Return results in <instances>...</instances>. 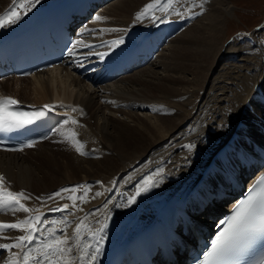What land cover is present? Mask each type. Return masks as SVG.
I'll list each match as a JSON object with an SVG mask.
<instances>
[{
  "label": "bare ground",
  "instance_id": "obj_1",
  "mask_svg": "<svg viewBox=\"0 0 264 264\" xmlns=\"http://www.w3.org/2000/svg\"><path fill=\"white\" fill-rule=\"evenodd\" d=\"M12 1L0 0V12ZM146 1L103 0L91 17L94 20L87 23V27H91L90 32L80 40L92 46L98 42L94 48L108 55L120 52V45L137 38L142 32L127 30L135 25L131 21H134L135 14L139 12L137 9ZM220 1L204 4L206 13L195 21L196 12L191 13L192 22L185 24V28L172 35L168 41L167 36L170 34L158 31L154 43L160 40L161 44L157 52L151 54V58L146 59L144 56L134 65L133 72L105 81L99 84V89L75 71L62 66L25 77L1 78L0 95L12 94L30 104L50 98L43 102H51L53 109L63 112L65 117L50 135L36 142L33 147L22 151L0 150V175L5 177L6 187L11 191H23L30 199L22 203L30 209H39V213L0 212V219L6 223H16L37 214H42L47 222L54 218L55 221L66 219L71 222L67 227V234L71 237L77 223L87 215L85 223L91 230L103 227L96 237L91 234L84 236L83 243L93 245L95 250L100 236H104L103 242L107 240L110 244L123 234L129 236L137 226L158 218L160 208L166 204L175 206L183 199H188L191 204L204 192L210 196L216 194L217 188H212L214 184L211 182L214 176L228 180L231 169L227 167L235 164L233 156L221 158V153L229 151L220 152V146L226 143L231 145L239 138L241 143H237V146L248 148L245 140L247 135L264 146V133L259 131V124L264 125V102L260 98L264 96V61L260 67L256 66L257 69L251 75L253 85H250L246 72L250 71L252 59L237 60V52L225 53L222 43L217 45L221 39L220 33H217L221 30L218 25L222 23V11L229 12L228 5L216 7ZM20 3L15 9L19 14L25 12ZM167 4L169 0H161L147 20L160 19L159 15L166 11ZM199 9L203 10V5ZM174 10L180 12V8ZM97 16L102 18L99 20L101 24L95 23L98 21ZM114 40H123V43L109 47ZM184 58L190 60L183 61ZM242 59L247 69L238 75L241 67L238 61ZM209 60L211 64L206 73L201 75L199 69L203 68L204 61L207 64ZM216 61L218 63L212 69ZM209 73L212 79L205 86L202 80ZM27 80H32L33 90L40 92L38 100L27 99L30 98L26 96V87H29L26 86L28 82L25 84L24 81ZM232 81L235 84L230 86ZM14 87L18 89L13 93ZM133 98H138L141 105L145 106L143 109L158 103L152 116L155 120L151 117L147 119V115L143 116L134 110L136 106L131 103ZM197 99L200 102L197 103ZM120 101L127 102L129 109L117 108L115 103ZM103 108L122 111L133 122L120 117L103 116L99 124ZM71 119L78 123L73 124ZM77 130H80V136L73 137ZM54 139L57 140L55 143L48 144L49 140ZM189 144L195 145L191 151L185 147ZM72 148L75 150L71 151ZM91 154L98 156L92 157ZM220 164L227 167L221 168ZM161 168L164 170L162 177L154 176L158 186L136 196L135 203L129 205L128 198L135 195L142 181ZM62 171L64 174L60 175ZM85 178H98L99 181L88 190L86 203L76 201L78 209L82 210H73V202L67 199L71 192L53 195L64 189L58 186ZM71 184L66 186L70 187ZM96 193L101 195L97 196ZM50 196L53 198L48 199ZM78 196H84V192L78 193ZM64 204L69 205L68 210H55ZM218 204L217 201L214 205L210 204L196 216L213 212ZM40 227L60 229L65 225L42 224ZM20 235L26 233L5 230L0 234V244L15 243V238ZM39 237L47 239L46 232L40 233ZM110 246L102 243L99 248L107 250ZM73 247V257H76L79 253ZM20 251L16 248L11 251L4 249L0 264H6L12 253Z\"/></svg>",
  "mask_w": 264,
  "mask_h": 264
},
{
  "label": "snow or ice",
  "instance_id": "obj_2",
  "mask_svg": "<svg viewBox=\"0 0 264 264\" xmlns=\"http://www.w3.org/2000/svg\"><path fill=\"white\" fill-rule=\"evenodd\" d=\"M15 2V0H14ZM36 0H22L20 7L24 11H28ZM173 0H169L168 7L172 6ZM161 0H154L145 6L143 11L137 14V19L149 16L154 9L160 5ZM167 10V9H165ZM21 19V15L15 10L6 12L0 15V28L17 23ZM102 18L97 16L96 20ZM86 31H88L86 29ZM123 43V40H114L109 47L117 46ZM91 48L92 45L85 43L82 40H77L73 43V48L76 47ZM103 57L106 53H97ZM20 101L10 96H0V131H12L22 129L34 123L36 119L47 114L45 111L36 113H27L17 111L16 108ZM48 111L53 110L52 105H44ZM67 123V121H65ZM73 124L78 121L72 120ZM34 141L24 144L19 149L22 151L24 147H33ZM188 150L194 149L195 145L189 144L185 146ZM77 151H80L77 148ZM84 153L81 152V155ZM163 169H158L153 175L146 177L140 186L137 188L135 195L128 198L127 203H135L136 196L143 192H147L150 188L158 186L155 177H162ZM84 189V196L69 195L68 200L73 202L72 208L78 209L77 200L87 202L86 196L88 187L85 185H78L75 188H64L54 193V196H60L61 192L75 193L78 189ZM249 196L239 202L232 214L226 220H220L219 224L223 225L216 238L212 241L210 250L203 255V260L200 264H240L241 258L250 252L257 241L264 240V178H261L256 185L249 189ZM97 196L101 193H96ZM53 196L48 197L52 199ZM30 199L23 191H11L5 185V177L0 175V212H8L15 214L16 212L39 213V209H30L22 203L23 200ZM37 199H40L39 197ZM106 206V205H105ZM69 205L64 204L58 207L57 211L68 210ZM82 210V209H78ZM88 216H84L77 223L73 235L70 237L67 234V227L70 226L69 221L62 219L61 221L47 222L43 219L42 214L29 215L26 219L20 220L16 223L0 222V234L5 230H19L26 235H20L15 238V243L0 244V249H7L11 251L13 248L21 249L20 253H12L6 264H95L96 254L99 252V245L103 243L104 236L99 237L95 252L89 254V249L93 246L91 244L83 243L85 234H91L96 237L99 232L103 231V227L96 230H91L89 225L85 223ZM51 223L53 225L60 223L65 225L60 229L55 227L41 228L40 225ZM106 227V225H104ZM60 232L57 235V232ZM47 234V239L42 240L40 245L36 248L28 247L37 238V233ZM7 239V237H5ZM75 251L79 253L78 256L73 257L74 247ZM251 264H264V251L251 261Z\"/></svg>",
  "mask_w": 264,
  "mask_h": 264
},
{
  "label": "rangeland",
  "instance_id": "obj_3",
  "mask_svg": "<svg viewBox=\"0 0 264 264\" xmlns=\"http://www.w3.org/2000/svg\"><path fill=\"white\" fill-rule=\"evenodd\" d=\"M196 1L197 0H174L172 2V6L170 8L168 7L169 4H167V6H166L167 10L162 12L159 15L160 19H158V18L153 19V21H155V22H152L151 20L150 21L147 20L149 16L143 17L139 20L136 18L137 16H134V21H131V22L132 23L134 22V24H140V25L146 24V25L150 26V27H148V29H152L153 25H159V22H157L156 20H158V21L160 20V25H162L164 23H167L168 19H173L176 17L178 18V17H181L183 14L191 15V13L196 12V14L194 15L195 17L193 19V21H195L196 19L201 17L203 15V13H206L207 10H206L204 4H206V5H208L210 3L212 4L218 0H214V1L213 0H204V1L200 0L199 4H196ZM146 2L147 3H144L140 8L144 7L146 4H148L150 2L152 3L154 1L148 0ZM201 5H203V10L199 9ZM221 5H223V6L228 5L229 12L227 14L226 11H222L223 15H222V18L220 19V20H222V23L220 25H218V28L221 30H219L217 33V34L220 33L221 39L219 42H217V45H220L222 43V46H223L222 51L225 53L229 54L230 52L231 53L237 52L239 54L237 57V60L240 58L252 59V65H251V67H249L250 71L247 70L246 74L248 76L247 79L249 81V84L253 85V79L251 78V75H252V73L255 72V69H257L256 66L260 67L262 64L261 62L264 61V0H222V1L216 3V7H219ZM140 8L137 9L139 11L138 13L143 11V9L145 7L142 9H140ZM174 8H176V9L180 8V12H176L174 10ZM154 11H155V9H154ZM138 13H136L135 15H137ZM153 17L154 16H152L151 18H153ZM191 22L192 21H190L189 23H191ZM95 23L101 24L102 22L96 21ZM185 26H182V28L180 30L184 29ZM186 60H190V58H184L183 59V61H186ZM243 60L244 59H242L241 61H238V63L241 64V67H240V69H238L239 73H237V71H236L235 74L237 73L239 75L240 73L245 72V70L247 69V65H245V61H243ZM205 62L206 61H204L203 68L199 69L201 75L206 73L207 68L211 64V60L207 61V64ZM217 63H218V61L213 63L212 69L216 67ZM258 75H260V74H258ZM211 79H212V74L209 73V74H207L206 77H204V79L202 80V83L206 86L211 81ZM234 81H236V80H234ZM234 81H232L230 83V86H233V84H235ZM24 82H25V84L28 82L27 83L28 85L26 84V86L29 87V88L26 87V89H28L27 90L28 95H26V94L25 95L30 97L27 99L38 100L39 96H40V92H38V91L36 92L33 90V85H32L33 81L27 80ZM98 87L99 86H94V88H96V89H99ZM17 89H18L17 87H14V89H12V92L14 93ZM7 91H9V90H7ZM102 94H105V93H102ZM48 100H50V98L42 99L41 101L43 102V101H48ZM115 101H117V100H115ZM195 101H197V103H198V102H200V99H197ZM112 102L114 103V101H112ZM120 102L123 104L121 105ZM120 102L115 103L116 104L115 106L116 107L118 106L117 108L126 107V109H129L128 106H126L127 102H124V101H120ZM136 102H138V103H136ZM131 103L133 104V106H136L135 107L136 109H134V110L139 112L141 115H143V116L147 115L146 116L147 119H149V117H151L152 120H155L154 117H152V116H153V111H155L156 110L155 108L158 107V103H154V104L150 105L149 107H146L147 109H143L145 106L141 105V103L138 101V98L137 99L133 98ZM138 105H139V107H138ZM100 113H102L101 114L102 117L100 116L101 118L98 119V121L100 120L98 122L99 124L102 123L103 116L120 117L121 119H125V120H128L130 122L132 121L129 117H127L125 114H123L122 111L114 112L112 109L103 108V109H101ZM69 121L70 120H68V122ZM71 121H72V119H71ZM79 131L80 130L74 131L75 134L73 133V137H79L80 136ZM216 132H217V130L215 131V133ZM53 137H55V136H53ZM56 141H57L56 139H54L53 141L49 140L48 144H53ZM73 150H75V149L72 148L71 151H73ZM91 155H92V157H94L95 154H91ZM97 156L98 155L96 154L95 157H97ZM86 157H87V155H86ZM63 174H64V172L62 171L60 175H63ZM89 180L94 181V183L91 184L90 182H88ZM78 181L81 183L86 181L85 184H81V185L87 186L88 190H89L91 187H94L96 185V183L99 181V179L98 178H87V179L85 178L83 180H77L76 182H78ZM73 182L74 181H71L70 183L62 184V185H60L61 187L58 186V188H69V189H70V187L75 188L76 186H70V187L66 186V184H71ZM77 191H76L77 194L82 193V192H84V189L80 188V190L78 189ZM75 193L71 192V195L75 194ZM67 194H69V193H67ZM73 210L77 212L78 209L74 208Z\"/></svg>",
  "mask_w": 264,
  "mask_h": 264
}]
</instances>
